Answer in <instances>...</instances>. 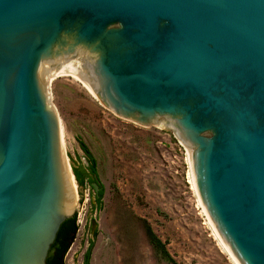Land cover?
Here are the masks:
<instances>
[{"label": "water", "instance_id": "1", "mask_svg": "<svg viewBox=\"0 0 264 264\" xmlns=\"http://www.w3.org/2000/svg\"><path fill=\"white\" fill-rule=\"evenodd\" d=\"M60 72L172 131L217 233L264 264V0H0V264H46L77 210L49 106Z\"/></svg>", "mask_w": 264, "mask_h": 264}, {"label": "rangeland", "instance_id": "2", "mask_svg": "<svg viewBox=\"0 0 264 264\" xmlns=\"http://www.w3.org/2000/svg\"><path fill=\"white\" fill-rule=\"evenodd\" d=\"M48 93L66 161L87 165L83 143L103 190L97 204L92 185L76 183L77 232L65 264H82L90 243L89 264H170L149 243L144 221L178 264H234L194 186L190 153L172 131L120 117L70 76L54 78Z\"/></svg>", "mask_w": 264, "mask_h": 264}, {"label": "trees", "instance_id": "3", "mask_svg": "<svg viewBox=\"0 0 264 264\" xmlns=\"http://www.w3.org/2000/svg\"><path fill=\"white\" fill-rule=\"evenodd\" d=\"M81 149L85 152L88 163L86 166L83 165H75L72 164V172L74 174L76 183L79 186H85V184L92 185L93 182L97 181V169H96V160L93 158L91 153L87 150L86 146L83 143H80ZM99 185V184H98ZM103 195L102 187L99 185V190L96 193V203L99 204L101 197ZM144 231L148 238L149 243L153 247V249L158 252L161 257L169 262L170 264H178L169 254L166 249L165 243L160 240L153 232L151 226L144 221ZM77 232V224H76V214L68 219L64 220L62 225L60 226L56 238L52 245L50 246L46 264H65L64 263V256L69 249L70 245L72 244L75 235ZM92 243L89 244L88 248L86 249L83 255V262L82 264H89L90 260V253H91Z\"/></svg>", "mask_w": 264, "mask_h": 264}, {"label": "bare ground", "instance_id": "4", "mask_svg": "<svg viewBox=\"0 0 264 264\" xmlns=\"http://www.w3.org/2000/svg\"><path fill=\"white\" fill-rule=\"evenodd\" d=\"M58 76H70V77H72L74 80H76V81H78L90 94H91V96L96 100V101H98L94 96H93V94L91 93V91L88 89V87L82 82V80L81 79H79L77 76H75L73 73H68V72H60V73H55V74H51V75H48V77H47V79H48V82L50 83L54 78H56V77H58ZM99 102V101H98ZM60 145H61V151L63 152V149L64 148H62V140H61V127H60ZM190 155V154H189ZM64 160V159H63ZM190 161H191V159H190ZM64 163H65V165H66V160H64ZM191 166H192V162H191ZM67 167V169H69V167L68 166H66ZM68 171H70V170H68ZM192 171H193V169H192ZM70 174H71V176H72V178H73V175H72V173L71 172H69ZM193 177H194V174H193ZM75 181V180H74ZM76 183V182H75ZM194 186L196 187V185H195V180H194ZM76 190H77V188H76ZM220 236V235H219ZM220 239H221V241L223 242V245H224V247H225V249L227 250V252L230 254V256H231V258H232V262L234 263V264H241V262L236 258V256H235V254H233V252L231 251V249L229 248V246L224 242V240L221 238V236H220Z\"/></svg>", "mask_w": 264, "mask_h": 264}]
</instances>
